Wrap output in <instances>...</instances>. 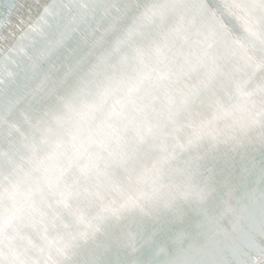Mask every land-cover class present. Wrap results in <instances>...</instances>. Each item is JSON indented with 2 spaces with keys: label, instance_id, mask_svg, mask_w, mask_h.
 <instances>
[{
  "label": "water",
  "instance_id": "obj_1",
  "mask_svg": "<svg viewBox=\"0 0 264 264\" xmlns=\"http://www.w3.org/2000/svg\"><path fill=\"white\" fill-rule=\"evenodd\" d=\"M189 178L215 190L174 223ZM254 248L264 0H0V264H243Z\"/></svg>",
  "mask_w": 264,
  "mask_h": 264
},
{
  "label": "snow or ice",
  "instance_id": "obj_2",
  "mask_svg": "<svg viewBox=\"0 0 264 264\" xmlns=\"http://www.w3.org/2000/svg\"><path fill=\"white\" fill-rule=\"evenodd\" d=\"M210 171V170H209ZM214 182L204 181L193 182L190 178L182 185L177 186L176 192L173 196V201L179 200L181 202L178 208L173 207L172 202H167L166 207L169 209L174 223H193L201 212L206 211V204L208 198L214 191ZM129 206H134V202H130ZM122 208L125 205L121 206ZM214 224V228H209L213 232L214 238H226V234L219 229V220L209 221L205 214L200 226H208ZM173 264H190L186 260H177ZM243 264H264V248L251 249L243 261Z\"/></svg>",
  "mask_w": 264,
  "mask_h": 264
}]
</instances>
